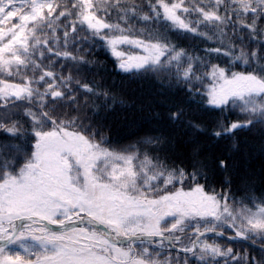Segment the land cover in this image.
Instances as JSON below:
<instances>
[{
    "label": "snow or ice",
    "instance_id": "6c2138e0",
    "mask_svg": "<svg viewBox=\"0 0 264 264\" xmlns=\"http://www.w3.org/2000/svg\"><path fill=\"white\" fill-rule=\"evenodd\" d=\"M0 264H264V0H0Z\"/></svg>",
    "mask_w": 264,
    "mask_h": 264
}]
</instances>
